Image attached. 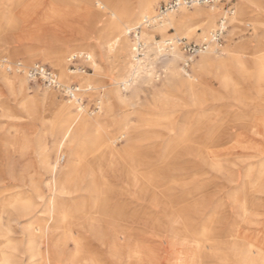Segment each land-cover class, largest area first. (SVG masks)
Instances as JSON below:
<instances>
[{"label": "bare ground", "instance_id": "6f19581e", "mask_svg": "<svg viewBox=\"0 0 264 264\" xmlns=\"http://www.w3.org/2000/svg\"><path fill=\"white\" fill-rule=\"evenodd\" d=\"M156 2L157 0H138L136 9L130 10L125 5L112 6L109 0H0L3 11L15 4L18 12L13 15L22 21L26 19L29 22L39 10H42V15H38L39 18L33 25L24 26L28 25V22L22 23L24 28L20 29V33L9 34L10 39L14 43L28 42L32 45L37 43L47 48L49 54L42 59V62L45 60L53 65L55 68L53 72L58 82L63 84L70 94L69 98L58 100L55 89L50 86H47L40 96L31 94L28 92L29 78L25 73L26 68L36 61L24 66L20 61L14 63L8 60V56L0 59L1 66L5 63L6 71L0 72V85L10 93L9 101L4 102L0 90V109L8 118L25 120L21 125L36 126L38 122H42L52 139V146H47V143L39 138L37 129H33L34 138L28 133L21 135L16 132L12 136L8 134L5 136L6 144L19 151L32 149V151L46 152L52 149L55 157L53 160L42 157L37 170L33 172L29 169L15 171L14 167L3 168L0 162V264H14V250H17L15 248L18 246L25 247L29 259L39 257L45 264L50 262L53 264H158L159 258H164L165 255L153 256V263L147 261L146 259L152 257L145 255L150 249L137 239H129L130 231L125 228L124 216L120 212L106 209L107 185L101 174L105 169L102 170L103 167L100 168V164L95 162L88 170H75L67 174L60 187L57 175L61 160L59 154L64 151L68 153L75 151L79 156L78 166H80L85 164L88 151L101 144L105 153L111 157L121 154L132 158L130 128L121 130L119 136H111L109 134L111 132L108 133L103 127L100 113L103 106L108 104L107 100L114 98V101L125 102L136 95L140 85L143 83L154 85L155 80L162 77L166 87L175 85L189 94V106H202L207 101L205 97L214 98L215 95L212 86L202 80L205 73H212L220 89L230 100L229 116L232 118V123L229 150L235 152L230 159L228 171L222 168V163L213 161L214 158H206L211 160L210 167L218 168L220 172L228 175L225 177L229 182L237 184L239 178L240 182L230 193L227 192L225 195L222 193L223 199L217 196L214 209L202 224L204 227L200 233L194 228L187 213L173 216V223L181 224L183 231L179 234L177 229L172 230L168 241L163 242L162 249L169 248L167 264H212L210 261L213 258L216 261L226 260L237 264H264V105L259 103L264 102L262 97L264 96V45L262 44L264 0H236L234 3L236 9L229 17L230 26L225 34L228 44L220 52L217 45L210 44L206 51L191 58L190 72L180 65V61L184 62L186 58L180 49L174 45L166 50L165 43L167 40L179 37L177 36L179 33L184 34V37L189 36L199 25L203 31L214 25L216 27L217 20L222 15L220 6L215 4L193 6V9L180 7L157 20L158 10L154 8ZM63 5L82 6V21L75 22L67 18L56 21L65 14L61 7ZM246 10L256 12L257 19L252 21L257 20L260 25L256 34L259 36L261 47L254 54V58H250L251 60L247 58L246 40L231 44L228 39L230 35L235 34L234 29L240 28L239 17ZM52 18L55 20H51ZM44 24H50L51 28L41 30L36 27ZM135 26L142 27L140 33L145 45L142 57H136L135 45L129 34ZM171 27L175 32H172L170 37L161 40L153 37L154 31L163 34ZM102 29L106 30L103 35L100 33ZM209 30L204 32L205 35ZM63 33L68 36L61 37ZM65 53L68 54L64 56ZM214 53L216 55L212 56ZM75 54L90 62L94 72L79 75L68 65L66 66L65 59L70 60ZM133 56L134 58L129 61ZM96 57L97 59L99 57L100 62L111 59L112 63L121 66L122 70L126 69L127 65L130 66L121 80L114 81L115 85L117 83L120 85V91L105 92V90L102 91L103 93L99 91L96 94L94 110L88 112L82 94L88 90H99L104 87L97 88L92 83L94 77L100 73ZM158 57H162L163 60V68L159 73L154 69ZM17 63L23 67H18ZM250 63L253 64V68L249 67ZM8 69L14 70V73H8ZM20 73L24 74L25 78ZM73 82L76 83L75 86L72 85L75 84ZM152 87L151 90L157 88ZM250 93L261 96L258 97L260 100L249 97ZM208 118L210 116L205 114V119ZM180 119L179 125L175 123L173 126H168V131L178 125L180 133L185 135L193 128L191 122L194 116L188 114ZM163 120H167L166 117H163ZM89 130L93 131L89 132ZM85 134L90 137L88 136V141L82 143V135ZM121 138H125L126 145L122 150H118L116 143ZM239 152H245V156H241ZM36 153L38 155L39 152ZM119 164L121 163L117 161L111 163L109 167H114L113 172L116 173L121 170ZM41 170L51 177V182L46 184L50 192L48 201L50 223L47 226L36 220L43 213V207L46 205L40 186L41 181L35 178L36 175L41 177ZM132 173L131 185L138 186L139 173L135 171ZM88 177L89 180H86ZM98 177L102 178L98 179ZM10 180L18 182L11 183ZM10 184L16 188L9 190ZM203 188L204 185L200 183L194 185L193 190L201 191ZM81 193H85L86 196L82 197ZM201 201L204 203L199 202L195 207L200 209L197 215L204 213L202 206H205L207 204L205 201L209 200L202 198ZM226 208L229 210L228 213ZM232 212L235 213L231 214ZM230 217H232L230 227L224 228L223 234H218L214 224ZM149 218L144 216L141 219ZM25 221L27 223L24 224ZM14 224H21L19 226L21 236L16 241L11 236ZM143 225L148 226L146 222ZM151 225L148 227L155 226V224ZM242 229L246 231L251 229V232L247 235L241 232ZM38 233H45L46 239L52 240L50 246L46 245L47 250L45 249L44 254L38 249L41 243L39 240L41 236ZM90 240L96 242L99 250L90 246ZM68 243H73L74 249L67 250L65 246ZM218 243L223 244L227 249L229 253L227 258L223 259L217 252L215 245Z\"/></svg>", "mask_w": 264, "mask_h": 264}, {"label": "rangeland", "instance_id": "374dc122", "mask_svg": "<svg viewBox=\"0 0 264 264\" xmlns=\"http://www.w3.org/2000/svg\"><path fill=\"white\" fill-rule=\"evenodd\" d=\"M109 1L111 2L112 6L115 4L125 5L127 9L134 10L136 9L138 0ZM168 1L169 0H157V2L154 4L155 10H158V7L162 3H166ZM218 6H220V10L222 11V5ZM61 7L62 10L65 11V14L60 18H57L56 21H59L62 18L71 19L75 22L82 21V6L78 7L75 5H63ZM190 9H193V7H190ZM16 12L18 11L15 4L10 5L6 11H3L2 7L0 6V59L3 56H8V60L14 63L20 61L24 66L31 65L36 61V63L39 62L42 65L45 64L54 71L55 68L48 61L43 60L42 62V59L49 54L47 48L44 46L41 47L37 43L33 45L28 42L14 43V41L10 39L9 35L12 33H20V29L24 28V26L33 25V23L39 18L38 15H42V10H39V12L35 14V17L33 16L29 22L26 19L24 21L17 19L16 16H14ZM252 19H257L256 12L254 10H246V12H244L243 15L239 17V21H241L238 23L240 24V28L237 30L234 29L235 34L232 36L230 35L229 38L227 37L231 44H235L234 42H238L240 40H246V53L247 58L249 59H253L254 54H256L261 47L259 36L256 34L259 32L258 27L260 25L257 20L252 21ZM51 20L55 19L52 18ZM24 22H28V25L23 26L22 23ZM245 23L251 25L250 30L246 28ZM36 27L41 28V30H49L51 28L50 24H44L42 26ZM214 28L215 25L212 26V28L210 27L203 31L202 27L199 25L196 29L191 31L189 36H186L185 38H199L205 35L204 32ZM172 32H175V29L172 27L163 34L156 30L154 31L153 37L157 40H161L165 37H170ZM100 33L103 35L106 33V30L102 29ZM67 36L68 35L66 33L61 35V37L64 38ZM177 36L184 37V34L179 33ZM225 36L221 45L222 47L217 45L219 52L228 44ZM92 37L95 39V35ZM140 37L142 39L141 33ZM262 44L264 45V39ZM27 50H30V52ZM44 52L45 54H43ZM67 54L68 53H65L64 56ZM215 55L216 54L214 53L212 56ZM72 58L75 59L73 60ZM133 58L134 56L129 58V61ZM95 59L98 60L97 62L99 64L98 66L100 68V73L98 76L94 77L92 83L97 88H99V86L104 87L103 89L99 90H88L82 94V99L88 112L94 110L96 94L99 91L103 93L102 91L105 90V92H109L111 90L116 92L119 90L120 85H118V83L115 85L114 81L121 80L122 76L128 72L130 66L127 65L126 69L122 70V67L113 64L111 59H105L102 62L99 61V57L98 59L97 57ZM161 59L162 57H158V60L154 66V69H157L158 73L161 72L163 68V60ZM4 65L5 63H2V67L0 63V72H6ZM65 65H68L70 69L75 70V73H78L79 75H86L87 73L94 72L92 64L84 60L82 57H78L77 54L73 55L70 60L66 61L65 59ZM180 65L183 66L184 62L180 61ZM249 67L253 68V64L250 63ZM187 70L189 72L192 71L191 63ZM7 72L14 73V70L8 69ZM20 74L25 78L24 74ZM202 80L209 86H212L213 92L215 93L214 98L213 96L211 98L202 96L207 100L205 105L202 106H189V94L185 91H182L181 89H178L175 85L172 87H166L164 85L166 82L162 80V77H160L159 80H155L156 82H154V85H149L147 83L140 85V89L136 91V95L131 96L125 102H117V100L114 101V98L107 100L108 104L103 106V110L100 113V119L102 120L103 127L107 132H111H108L111 136H119L121 130L130 128L129 136L131 137L130 151L133 152L132 158H128V156L121 154H118L119 156L117 157H111L105 153V150L101 147V144L99 147H96L93 150L90 149V151H88L84 160L85 164L80 166H78L80 164L79 156L78 154H75V151L70 153L64 151L63 153L59 154L61 160L59 173L57 175L59 181L58 186L60 187L63 185L67 174L75 170H88L89 166L95 162L100 164V168L103 167L102 170L105 169V172L101 174H103L105 178V180L103 179L104 183L107 185L106 209L111 212H120L124 216L123 223L126 226L125 228H127V230L129 229L130 231L129 239H137L150 249V252L146 253L145 255L152 256L146 259L151 263H153V256L156 255L157 257H160L165 255L164 258H159V263L167 264L166 258L170 251L168 247L167 250L162 249L163 242L168 241V237L171 235L170 233L172 230L177 229L176 231L179 234L183 231L181 230L183 229L181 224L173 223V216L176 214L187 213V215L192 220L194 228L200 233L204 227L202 224L210 216L212 210L214 209V201L217 196H221L223 199L225 193H230L235 185L240 182V178L237 181V184L234 182H229L226 178L228 175H225L224 172H220L218 168L210 167L209 163H211V160L206 158H214L213 161H219L223 164L222 168L228 171L230 159H232L231 157H233L235 152H231L229 150V143L231 142L229 133L230 124L232 123V118L229 116L230 100L220 89L219 84L217 80L214 79L212 73H205ZM28 84L30 86L28 92L39 96L48 86L40 79H29ZM72 85L75 86L76 83ZM151 86H156L157 88L155 90H151ZM2 87L3 86L0 85V90L2 96L4 97L3 101L7 102L8 98H10V93L9 90H7L5 87ZM8 95L9 97H7ZM55 95L58 100L69 98L67 93L63 90L60 91L55 89ZM248 96L252 97L253 99L257 98V101L260 100L258 97L261 98V96H255V94L251 93L248 94ZM262 97L264 98V96ZM259 103L264 105V102ZM188 114L194 116V120L191 122L193 128L190 129L187 134L183 135L180 133L177 126L181 122L180 118ZM205 114L209 115L210 118L205 119ZM6 117L7 116L0 109V162L3 165V168L14 167L15 171L29 169L31 172H33L34 170H37L39 160L42 157H47L50 160L55 158L54 151L52 149H49L46 152L41 150L32 151V149L19 151L11 145L8 146L6 144V140H4L7 134L12 136L16 132L21 135H27L28 133L30 137L34 138L35 132L33 129H37L39 138L47 143V146H52V139L47 132L46 125H44L42 122H38L36 126L28 124L21 125V123L25 122V120L15 119L12 117H7L6 119ZM163 117H166L167 120H163ZM57 122H60V120H57ZM175 123L178 125L176 127L174 126L171 131H168L167 127L173 126ZM92 131L93 130H89V132ZM88 136L90 137L88 134L82 135V143L83 141H88ZM182 136L183 138H180ZM125 142V138L119 139V141L116 143V148L118 150H122V148L126 145ZM36 152H39L38 155ZM239 154L241 156H245V152H239ZM117 161L118 163H121L118 165V167L121 166V170L114 173V167L111 168L109 166L111 163H116ZM134 171L135 173H139L138 186L131 185L132 172ZM40 173L41 177L39 178V176L36 175L35 178L41 181L40 186L42 188L44 198L46 199V205L43 207V213L40 214L36 220L41 222L42 225L47 226L50 223V214L48 212L50 192L46 187V184L51 182V177L49 174H45L43 170H41ZM235 176L238 175L235 174ZM101 178L98 177V179ZM86 180H89V177ZM10 182L16 183L18 181L10 180ZM86 183H88V181ZM200 183L204 185V188L202 189L203 191L193 190L194 185ZM15 188H13V185L11 184L8 187L9 190ZM81 195L82 197L86 196L85 193H81ZM202 198H208L209 201H205L207 204L202 206L204 208L202 210L204 213L202 215H197L200 212V209L195 207L196 205H199V202L204 203L201 201ZM225 210L228 213V208ZM234 213L235 212H232L231 214ZM144 216L150 218L147 220H142L141 218ZM144 222H146L148 226H152L151 224H155V226H153V228L144 226ZM223 222L214 224L217 227L218 234H223L225 232L224 228L230 227L232 223V217H230V219H225ZM23 223L25 224L27 222L25 221ZM13 226V230L11 229V236H13L12 238L16 241L21 236L19 227L21 224H14ZM242 231L244 234L248 235L251 232V229H247V231L246 229H242L241 232ZM39 234L40 233H38V235ZM44 234H40L41 238L39 240H41V243L38 248L43 254L47 250L46 245L48 244V246H50L52 241L51 238L47 240ZM89 244L92 248L99 250L96 242L90 240ZM18 247L15 248L17 250H14V264H45L44 261L39 257L29 259L25 247ZM65 248L67 250L74 249L73 243L66 244ZM215 248L219 255L223 257V259L228 257L229 253L227 249L223 247V244L218 243L215 245ZM210 262L212 264H237L226 260L216 261L215 258L211 259ZM50 264L53 263L50 262Z\"/></svg>", "mask_w": 264, "mask_h": 264}, {"label": "built area", "instance_id": "2783aa9c", "mask_svg": "<svg viewBox=\"0 0 264 264\" xmlns=\"http://www.w3.org/2000/svg\"><path fill=\"white\" fill-rule=\"evenodd\" d=\"M236 0H169L166 3H162L158 7L157 17L159 20L164 17L167 13L172 10H177L180 7H193V6H207V5H222V15L219 17L216 23V27L210 30L206 35L199 38H185V37H174L171 40H167L165 43V49L168 50L172 46H177L180 51L185 55L184 67L188 69L190 67L191 58L197 56L199 53L204 52L208 49L210 44H215L218 46L222 45L224 41V36L230 24L228 23L229 17H231L235 11L234 3ZM246 28L251 29V25L246 23ZM141 27L135 26L130 30L129 34L132 38L134 46V53L136 57H142L143 51L145 50V45L140 37ZM73 60L75 58H72ZM17 66L22 68L21 64L17 63ZM26 76L30 80L40 79L45 82L48 86L54 89L65 91L68 96V92L63 84H60L53 72V69L42 65L40 63H35L30 67L26 68ZM75 88V87H74Z\"/></svg>", "mask_w": 264, "mask_h": 264}]
</instances>
